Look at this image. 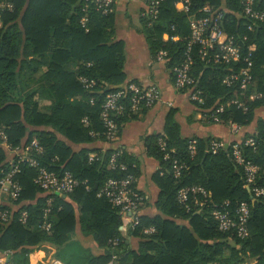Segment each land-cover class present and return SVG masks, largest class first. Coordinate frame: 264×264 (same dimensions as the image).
Segmentation results:
<instances>
[{
	"label": "trees",
	"instance_id": "16d2710c",
	"mask_svg": "<svg viewBox=\"0 0 264 264\" xmlns=\"http://www.w3.org/2000/svg\"><path fill=\"white\" fill-rule=\"evenodd\" d=\"M85 3L86 0H0V4L12 6L0 8V129L14 148H23L36 139L43 152L31 156L48 171L59 176L70 173L79 182L68 195L50 196L51 212L46 221L51 228L45 231L41 226L49 196L34 183L36 171L21 163L16 175L20 196L15 201L6 198L8 204H0V211L13 210L8 223L0 222V254L8 257V264H29L31 251L50 245L56 249L57 260L64 264H108L114 255L117 264H264V198H251L244 187L242 166L234 162L231 149L211 154L207 151L211 139L182 137L174 109L166 115L164 134L144 140L147 156L159 165L152 176L159 191L155 202L159 215L139 216L138 224L128 231L138 239L137 246L133 249L126 243L120 231L119 209L101 190L107 180L129 175L135 179L136 189L138 162L122 151L116 163L124 164L126 170L111 169L108 162L114 150L86 147L97 140L104 141L99 115L106 93L129 83L124 73V43L114 39V9L104 15L90 5L85 31L80 24ZM178 3L184 4L187 11H179ZM206 5L222 15L223 31L240 42L243 55L250 52L252 80L244 95L237 87H225L222 79L229 67L202 60L195 47L190 74L203 93L204 105L192 104L205 115L214 105L236 99L244 103L246 110L235 105L225 107L219 114L220 124L246 127L255 120V111L264 106V22L248 29L251 22L242 15L240 0H163L154 19L142 16L141 33L154 60L159 51L168 53L167 67L171 69L185 58L190 34L188 18L201 16ZM256 8L264 11V0H256ZM164 34L179 40L164 41ZM239 66L230 68L237 70ZM42 67L46 68L44 72ZM79 77L94 79L101 88H96L97 93H88L81 87ZM251 94L261 97L249 101ZM92 98L94 105L89 103ZM144 111H126L115 117L118 131L124 121ZM84 118L88 120L86 126ZM247 139H252L254 146L241 148L243 159L260 167L256 185L264 187V119L256 120L253 134L237 141ZM193 140L195 152L191 154L188 146ZM166 153L169 159H164ZM15 161L0 144V177ZM174 161L183 165L179 176L172 169ZM191 186H200L208 193L203 206L195 205L193 196L186 203L178 201V191ZM137 192L143 198L142 207L146 199ZM243 202L249 206L248 236L240 238L234 231H220L212 211L226 208L234 215ZM21 211L28 214L24 225L18 222ZM77 222L82 233L105 250L103 255L93 256L73 241ZM149 228L152 231L145 233ZM114 240L118 242L115 246ZM64 251L69 252V259L64 257Z\"/></svg>",
	"mask_w": 264,
	"mask_h": 264
},
{
	"label": "built area",
	"instance_id": "2783aa9c",
	"mask_svg": "<svg viewBox=\"0 0 264 264\" xmlns=\"http://www.w3.org/2000/svg\"><path fill=\"white\" fill-rule=\"evenodd\" d=\"M144 5V12L142 16L154 19L158 13V8L163 0H141ZM182 4V3H181ZM242 6V15L247 18L251 24L248 29L258 22H264V11L256 8V0H240ZM92 5L102 14L106 15L113 11L115 0H86L82 7L83 15L80 18L81 26L87 31L86 24L88 21L87 12L89 6ZM182 11H187V8L182 4ZM12 8L10 4H0V8ZM202 15L199 17L190 16L188 18V26L190 34L186 43V50L184 53V60L179 65H175L170 69V75L173 88L180 93L187 95L189 102L198 106L204 105L203 93L196 87V80L190 74L192 67L191 52L193 48H198V53L202 60L212 62L215 65H222L229 67L228 73L222 79V85L227 88L237 87L244 95L248 85L251 83V69L252 61L250 56L243 55L240 42L233 36L227 35L222 29V15L215 11L208 5L201 9ZM165 40L178 41V37H169L164 35ZM157 63H167L169 61L168 53L159 51L155 56ZM240 64L237 70L230 68L232 65ZM81 87L88 93H97L96 88H101L98 82L94 79L86 77H79L78 79ZM261 95L251 94L248 96L249 101L259 99ZM161 100L159 89L156 85H141L134 82H129L121 88L106 93L99 115L103 127L102 136L107 143H114L118 139V126L115 117L123 115L126 111L132 114H138L142 109H151L157 105ZM125 101V102H124ZM124 102V103H123ZM89 103L94 105V98L90 99ZM235 105L239 109L246 110L243 102L236 99L229 100L226 104H216L212 110L207 114L201 115V118L207 123L220 124V117L225 107ZM82 123L88 125L87 118L82 120ZM232 127V133H237L239 126L229 124ZM96 136L95 133H90ZM0 144L9 153H11L16 161L11 164L9 170L3 173L0 177V196H4L11 201L18 199L21 193V186L16 180V175L20 173L21 163H25L28 167L36 171L34 183L45 195L49 196L46 199L45 208L43 209L44 223L41 228L49 231L50 223L46 220L51 212L53 194L68 195L79 184V182L70 174L64 173L61 176L54 172L48 171L42 166L31 154H41L43 148L39 145L36 139H32L28 145L23 148L11 147L7 141V137L0 129ZM162 150H165L164 143L160 141ZM196 142L193 140L189 143L188 149L191 154L195 152ZM245 146H254L252 139H247L244 142L234 141L226 143L223 140L211 139L208 144L207 151L211 154H216L221 150L231 149V154L234 162L242 166L244 175V187L250 192L251 198H264V187L256 185V177L260 171V167L251 163L245 162L242 156L241 148ZM122 150L114 149L108 165L109 168H119L121 171L126 170L124 164L117 165L116 160L121 155ZM94 155L89 157L90 160ZM164 159H169V153L165 154ZM183 165L178 161L173 162V171L176 176H179ZM135 179L129 175L124 178H111L106 181L101 194L106 197L109 203L119 209L121 217L127 218L130 226L137 225L139 222V212L141 209V202L143 198L139 195L137 190L133 187ZM189 196H193V203L197 206H203L204 200L209 195L200 186L183 187L177 193V199L180 203H186ZM228 206V203H225ZM13 210L0 211V222L8 223L12 218ZM212 217L217 223L218 229L222 232L234 231L240 238L248 236L247 222L249 219V206L247 203H241L236 209L234 215H231L226 208L214 209ZM28 214L26 211H21L18 217V222L25 224ZM152 229H146L144 232L149 233ZM117 240L112 242V245H117ZM116 256L114 255L108 264H115ZM0 264H8L4 260H0ZM49 264H63L58 260H51Z\"/></svg>",
	"mask_w": 264,
	"mask_h": 264
},
{
	"label": "crops",
	"instance_id": "0c3cea01",
	"mask_svg": "<svg viewBox=\"0 0 264 264\" xmlns=\"http://www.w3.org/2000/svg\"><path fill=\"white\" fill-rule=\"evenodd\" d=\"M262 1V0H257ZM176 8L182 11V4L178 3ZM144 12V5L141 0H115L114 20L116 41L124 43V73L126 82L134 81L141 85L154 84L158 87L160 102L137 115L133 119L124 121L118 132V139L114 143L97 140L86 146L104 150L120 149L138 162L139 177L136 180V189L144 195L145 203L142 205L139 215L154 217L159 215L155 208L158 196V188L152 181V176L158 170V162L148 157L145 149V138L153 135L164 134V123L170 109L175 110V121L180 126L181 136L184 138L219 139L231 143L251 135L256 130V120L264 119V106L255 111V120L246 127L239 126L237 133H232L230 125L210 124L201 118L196 108L189 102L187 95L177 92L172 85L170 69L167 63H157L152 58L143 34L141 33V18ZM166 35V34H164ZM164 35L162 39L164 41ZM46 70L41 68V72ZM43 105H47L43 103ZM68 200L67 198H65ZM8 204L6 197L0 196V204ZM76 218L79 217L78 209L74 205ZM121 234L126 239L130 248L135 249L138 239L128 234L130 222L127 218L121 217ZM180 224L187 222L178 221ZM73 241L88 250L93 256H101L104 249L99 248L91 236L82 233L79 222H77ZM56 249L50 245H42L31 251L28 256L29 264H49L55 259ZM0 260L8 263V257L0 254ZM115 264H117L115 262Z\"/></svg>",
	"mask_w": 264,
	"mask_h": 264
},
{
	"label": "rangeland",
	"instance_id": "374dc122",
	"mask_svg": "<svg viewBox=\"0 0 264 264\" xmlns=\"http://www.w3.org/2000/svg\"><path fill=\"white\" fill-rule=\"evenodd\" d=\"M63 254H64V257L65 258H67V259H69L70 258V254H69V252L68 251H64L63 252ZM55 259L57 260V258L55 257ZM72 260V262H74V263H76L77 261H76V259H73V258H71ZM61 263H63L62 261H60ZM64 264V263H63Z\"/></svg>",
	"mask_w": 264,
	"mask_h": 264
}]
</instances>
